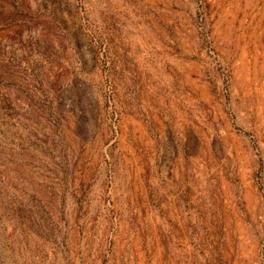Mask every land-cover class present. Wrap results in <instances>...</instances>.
I'll return each mask as SVG.
<instances>
[{"label":"rangeland","instance_id":"1","mask_svg":"<svg viewBox=\"0 0 264 264\" xmlns=\"http://www.w3.org/2000/svg\"><path fill=\"white\" fill-rule=\"evenodd\" d=\"M0 264H264V0H0Z\"/></svg>","mask_w":264,"mask_h":264}]
</instances>
